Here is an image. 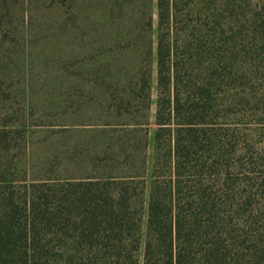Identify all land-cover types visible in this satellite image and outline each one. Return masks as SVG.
<instances>
[{
    "label": "trees",
    "instance_id": "trees-1",
    "mask_svg": "<svg viewBox=\"0 0 264 264\" xmlns=\"http://www.w3.org/2000/svg\"><path fill=\"white\" fill-rule=\"evenodd\" d=\"M72 3L80 25L96 24L101 3ZM125 5L137 8L113 7ZM31 6L0 0V24H30ZM155 10L151 135L152 47L133 29L141 18L150 31L152 17L137 12L112 39L136 54L122 80L110 77L120 62L83 60L39 108L67 99L64 118L89 123L82 135L77 124L48 134L0 123V139L14 138L0 141V264H264V0H155Z\"/></svg>",
    "mask_w": 264,
    "mask_h": 264
},
{
    "label": "rangeland",
    "instance_id": "rangeland-1",
    "mask_svg": "<svg viewBox=\"0 0 264 264\" xmlns=\"http://www.w3.org/2000/svg\"><path fill=\"white\" fill-rule=\"evenodd\" d=\"M57 1L64 2V6L61 9L57 8ZM72 1L29 0L30 4L32 3L31 14H29L30 24L24 26H21L20 22L8 25L5 21L6 18H3L4 23L0 24V123L11 124L15 121L23 122L24 120L25 124H42L41 127L47 128L48 134L55 129H59L62 124H67V128L77 124V131L82 135L83 129L89 123L84 122L81 118V121L78 120L74 124L70 122V119L66 120L64 118L68 117V113L62 102L67 99L59 98L61 105L56 110L52 106L48 108V112L46 110L38 112L39 108L44 109L43 106L47 107L45 102L49 101L51 96L56 100L57 90L60 93H64V90L68 89V82H65L66 79H78V74L76 75V73L83 60L91 59L89 62H92L93 59H99L106 66L109 63L112 65L114 62H120L119 65H114V68H121L122 72L120 74L119 72L118 74H112L110 77L122 80L123 70L130 68L129 63L135 60L133 54H136L133 53L131 46H126V40L113 43L112 39L116 34H120L116 38L120 39L121 34L130 31V29H126L128 26L119 24V22L132 12H137L140 17L148 14L152 17V28L150 27V31L147 32V29L141 26V18L139 19L140 25L134 28L133 31L138 34L144 33L143 38L145 40L149 39L152 52L148 59L152 60L154 58L155 0H95L101 3L102 7L94 6L92 8L93 11L89 13L90 15L98 16L96 24L92 27L80 25L78 18L84 10L78 9L73 5ZM116 3L123 5L124 3L132 4L137 8L132 11L126 5L121 8L113 7ZM16 10H9V14L15 13V15L19 16V9ZM85 11H90V9ZM138 43L140 45L141 42L139 41ZM63 66H70L73 72V75L70 76L75 78L63 74ZM151 67L150 106L148 111L149 135H151L154 128L153 115L156 97L154 63ZM103 73L108 72L106 70ZM73 84L76 85L75 82ZM80 87L82 86L80 85ZM82 89H85V87L83 86ZM57 112H63L62 116H58ZM44 136H47V134ZM13 139L9 138L7 141L0 139V141L1 143L7 142L9 146H13ZM50 143L51 141L47 140L46 145ZM12 151L10 150L7 153L12 155ZM148 153L150 159L151 144H149ZM0 154L3 153L0 152ZM46 174L54 177L50 170H47ZM16 186L14 185L15 188ZM3 187L5 186H0V189Z\"/></svg>",
    "mask_w": 264,
    "mask_h": 264
}]
</instances>
